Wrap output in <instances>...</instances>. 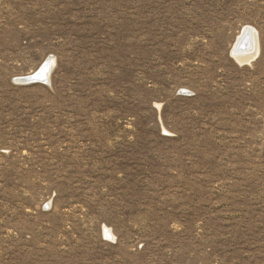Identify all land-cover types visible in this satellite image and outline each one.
Masks as SVG:
<instances>
[{"label": "rangeland", "instance_id": "rangeland-1", "mask_svg": "<svg viewBox=\"0 0 264 264\" xmlns=\"http://www.w3.org/2000/svg\"><path fill=\"white\" fill-rule=\"evenodd\" d=\"M0 264H264V0H0Z\"/></svg>", "mask_w": 264, "mask_h": 264}, {"label": "bare ground", "instance_id": "bare-ground-1", "mask_svg": "<svg viewBox=\"0 0 264 264\" xmlns=\"http://www.w3.org/2000/svg\"><path fill=\"white\" fill-rule=\"evenodd\" d=\"M257 54V37L255 32L250 28H244L236 40L232 51L231 57L238 63V64H246L252 61ZM53 65V59L49 58L46 60L44 65L37 70L35 73L27 76L24 79H34L35 81L31 82H42L47 81L48 74L50 68ZM24 79H21L22 83H24ZM29 84V83H24Z\"/></svg>", "mask_w": 264, "mask_h": 264}, {"label": "water", "instance_id": "water-1", "mask_svg": "<svg viewBox=\"0 0 264 264\" xmlns=\"http://www.w3.org/2000/svg\"><path fill=\"white\" fill-rule=\"evenodd\" d=\"M33 81H35V80L34 79H24V83H31Z\"/></svg>", "mask_w": 264, "mask_h": 264}]
</instances>
